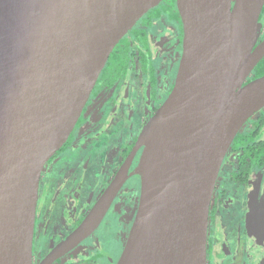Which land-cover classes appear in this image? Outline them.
Returning <instances> with one entry per match:
<instances>
[{
    "label": "water",
    "instance_id": "obj_1",
    "mask_svg": "<svg viewBox=\"0 0 264 264\" xmlns=\"http://www.w3.org/2000/svg\"><path fill=\"white\" fill-rule=\"evenodd\" d=\"M161 0H0V264H32L43 165L66 141L111 51ZM264 0H176L184 36L175 83L49 264L91 233L128 176L141 190L116 264H207L212 192L238 131L264 107Z\"/></svg>",
    "mask_w": 264,
    "mask_h": 264
},
{
    "label": "flooded vegetation",
    "instance_id": "obj_2",
    "mask_svg": "<svg viewBox=\"0 0 264 264\" xmlns=\"http://www.w3.org/2000/svg\"><path fill=\"white\" fill-rule=\"evenodd\" d=\"M259 20L262 29L255 45L264 38V4ZM183 36L176 0H161L111 51L75 126L41 170L32 264H41L82 222L132 152L142 126L175 83ZM252 75L253 71L246 81ZM262 120L264 107L240 130L248 133ZM258 140H264V125ZM141 151L142 147L134 149L127 178L91 233L49 264L117 263L139 202L141 176L134 168ZM242 153L244 149L229 147L216 179L209 207L207 264H264L261 221L249 213L247 205L241 215H235V184L247 185L254 170L264 164H252L247 179H237ZM243 162L250 164L251 156L245 154Z\"/></svg>",
    "mask_w": 264,
    "mask_h": 264
},
{
    "label": "trees",
    "instance_id": "obj_3",
    "mask_svg": "<svg viewBox=\"0 0 264 264\" xmlns=\"http://www.w3.org/2000/svg\"><path fill=\"white\" fill-rule=\"evenodd\" d=\"M261 74H264V58L255 66L253 75L250 78L259 76ZM261 122L262 123L256 122L255 129L251 130L248 133L240 130L232 141V144L230 146L232 150L240 151L241 149H244V153H242L240 155L241 157H239L240 165L238 173L236 175L237 179L246 180L252 164L254 166L264 164V140L257 141V137L260 134V128L264 125V121L262 120ZM245 145H247L246 148ZM245 154L251 156L250 164H244L243 161L245 158Z\"/></svg>",
    "mask_w": 264,
    "mask_h": 264
},
{
    "label": "rangeland",
    "instance_id": "obj_4",
    "mask_svg": "<svg viewBox=\"0 0 264 264\" xmlns=\"http://www.w3.org/2000/svg\"><path fill=\"white\" fill-rule=\"evenodd\" d=\"M88 110H93L92 101L89 104ZM248 184V186L239 183L235 184L237 190L235 197V215H241L245 205H247L249 207V213L254 215L253 217L257 221H261L264 230V166L254 170Z\"/></svg>",
    "mask_w": 264,
    "mask_h": 264
},
{
    "label": "bare ground",
    "instance_id": "obj_5",
    "mask_svg": "<svg viewBox=\"0 0 264 264\" xmlns=\"http://www.w3.org/2000/svg\"><path fill=\"white\" fill-rule=\"evenodd\" d=\"M134 172L140 174L141 168H140L139 164H137L136 167L134 168Z\"/></svg>",
    "mask_w": 264,
    "mask_h": 264
}]
</instances>
